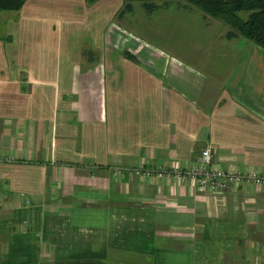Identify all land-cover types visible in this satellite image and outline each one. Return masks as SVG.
Here are the masks:
<instances>
[{
  "label": "crops",
  "instance_id": "obj_1",
  "mask_svg": "<svg viewBox=\"0 0 264 264\" xmlns=\"http://www.w3.org/2000/svg\"><path fill=\"white\" fill-rule=\"evenodd\" d=\"M45 1L0 15V264H264V189L213 199L114 175L207 147L217 168L263 174L264 49L192 66L111 26L133 12L122 0H55L106 26L62 61Z\"/></svg>",
  "mask_w": 264,
  "mask_h": 264
},
{
  "label": "rangeland",
  "instance_id": "obj_2",
  "mask_svg": "<svg viewBox=\"0 0 264 264\" xmlns=\"http://www.w3.org/2000/svg\"><path fill=\"white\" fill-rule=\"evenodd\" d=\"M45 2L48 6L46 12L51 13L49 19L59 23V46L63 43L64 49L62 53H59L62 61H65L66 58L73 60L74 51L79 49L81 42L89 44L98 40L100 34L106 29V26L103 28L104 20L98 18L94 11L80 12V9H77L74 12L72 9V12H65L55 7L58 3L55 0ZM72 3L68 5L76 8L80 5L75 0ZM154 3L158 9L149 14L143 7V3L133 2V12L122 20L117 19L111 26L114 25L120 32L128 33L147 47L163 50L168 59L170 57L182 59L192 66L200 64L202 59H208L210 62L205 65L201 63L204 67L208 64H215L216 58L220 60L221 64L227 63L230 60L221 53V50H225L226 46L231 47L232 44L236 47L253 45L252 42L242 37L233 41L228 40L226 37L230 30L228 26L220 20L206 16L201 10L190 5L187 0H155ZM0 13L8 18L18 15L16 12ZM240 16L245 20L248 14L241 13ZM0 30L2 31V28ZM95 33L96 35H94ZM25 34L21 29H18L19 38ZM112 35L116 36V34ZM85 50H88L86 46L83 47V51Z\"/></svg>",
  "mask_w": 264,
  "mask_h": 264
},
{
  "label": "built area",
  "instance_id": "obj_3",
  "mask_svg": "<svg viewBox=\"0 0 264 264\" xmlns=\"http://www.w3.org/2000/svg\"><path fill=\"white\" fill-rule=\"evenodd\" d=\"M0 161L1 158H0ZM115 176H130L142 180L168 182L171 184L191 183L199 192L207 193L213 199H219L229 189L244 185L264 189V173L242 170L240 168L223 170L212 161V149L207 147L191 165L163 167L159 165H141L136 168L115 169Z\"/></svg>",
  "mask_w": 264,
  "mask_h": 264
},
{
  "label": "trees",
  "instance_id": "obj_4",
  "mask_svg": "<svg viewBox=\"0 0 264 264\" xmlns=\"http://www.w3.org/2000/svg\"><path fill=\"white\" fill-rule=\"evenodd\" d=\"M27 0H0V11L18 12ZM93 2L95 0H88ZM122 15L133 11L132 3H143L145 10L152 14L158 7L155 0H122ZM190 5L201 10L206 16L220 20L230 28L228 40L244 38L264 49V0H187ZM247 13V19L241 18ZM130 57V55H129ZM133 58L132 56L130 57Z\"/></svg>",
  "mask_w": 264,
  "mask_h": 264
}]
</instances>
